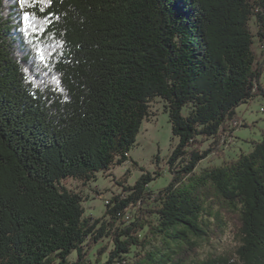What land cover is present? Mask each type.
<instances>
[{"label":"trees","instance_id":"1","mask_svg":"<svg viewBox=\"0 0 264 264\" xmlns=\"http://www.w3.org/2000/svg\"><path fill=\"white\" fill-rule=\"evenodd\" d=\"M155 99L171 181L153 192L140 168L86 215L81 188L130 161ZM257 99L264 0H0V264H264V130L196 170ZM225 229L235 252L200 261Z\"/></svg>","mask_w":264,"mask_h":264},{"label":"rangeland","instance_id":"2","mask_svg":"<svg viewBox=\"0 0 264 264\" xmlns=\"http://www.w3.org/2000/svg\"><path fill=\"white\" fill-rule=\"evenodd\" d=\"M236 111L249 127L237 129L233 133V137L222 142L220 146L222 156L217 153L210 155L199 163L197 171L207 166L220 165L223 159L236 158L241 153H249L251 151L249 142L260 138V131L264 130V102L257 99L249 104L239 106ZM151 112L152 115L149 119L142 122L135 144L129 151L130 161L117 166L108 176L97 174L95 181L81 188L83 194L88 197L83 203L86 215L96 219L101 218L106 201L112 194H118L122 190V187L118 185L121 179H126L128 184H132L143 172L151 174L160 172L161 175L149 185L153 192L165 188L171 181V175L167 172L165 162L177 140L172 136L168 113L160 99L154 100ZM133 162L136 165H133ZM140 168L143 169V172ZM67 182L72 183L73 181L68 179ZM237 247V241L225 229L220 240L212 245H203L200 261L210 256L232 254ZM92 253H95V249L90 253V259L93 262ZM74 260L75 253L70 256V261Z\"/></svg>","mask_w":264,"mask_h":264},{"label":"snow or ice","instance_id":"3","mask_svg":"<svg viewBox=\"0 0 264 264\" xmlns=\"http://www.w3.org/2000/svg\"><path fill=\"white\" fill-rule=\"evenodd\" d=\"M26 2H28V0H19L21 6H23ZM48 2H50V0H48ZM23 19L25 20L26 24L22 31L24 32V35L27 38L30 35L29 28L34 29L36 25L33 22V17H31L30 13L27 11L24 12ZM28 42L29 44H31V40H29ZM33 59L34 61H38V63H36L37 72H39L43 67H47V65L45 64L46 57L40 54L39 52H37V55Z\"/></svg>","mask_w":264,"mask_h":264},{"label":"built area","instance_id":"4","mask_svg":"<svg viewBox=\"0 0 264 264\" xmlns=\"http://www.w3.org/2000/svg\"><path fill=\"white\" fill-rule=\"evenodd\" d=\"M107 203V202H106ZM115 264H117V263H115Z\"/></svg>","mask_w":264,"mask_h":264}]
</instances>
